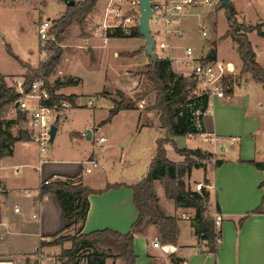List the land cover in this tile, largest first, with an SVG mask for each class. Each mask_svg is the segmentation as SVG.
<instances>
[{
    "label": "crops",
    "instance_id": "obj_1",
    "mask_svg": "<svg viewBox=\"0 0 264 264\" xmlns=\"http://www.w3.org/2000/svg\"><path fill=\"white\" fill-rule=\"evenodd\" d=\"M107 3L108 0H97L93 12L89 15L96 16L98 24L117 23V18L108 21L110 8ZM123 6L134 10L132 14L127 11L126 15H131L133 18L136 16L135 5H130L125 1ZM233 8L236 20L245 23L242 10L236 9L235 6ZM88 18L86 19L88 21L86 37L77 34L75 43H72L73 48L62 52L53 83L68 78H81L75 74L66 75L60 72L61 60L66 57L76 59L78 55H81L86 60L87 67L90 68H97L102 63L104 65L103 77L107 78V65L110 59H117V54L133 51L143 46L139 39L130 48L118 53L117 47L119 50L120 47H125L122 40L111 37L106 43L96 41V36H93L91 32L90 18ZM215 19V14L209 11L204 15V20L209 21L212 26L216 24ZM259 21L260 17L252 24H245L255 25ZM261 29L264 31V22H261ZM176 30L181 31L177 26ZM252 34L263 41L264 37L259 36L255 30L247 34L257 62L264 67V43H260L263 47L259 51L251 41ZM174 36H177L175 31L169 33L167 48L158 54L160 57L169 58L174 70L187 74L191 62H188L184 55L175 53V50L190 47L193 51L192 57L199 58L206 56L209 46L204 50L203 46L195 43L181 45L177 37L174 41L172 40ZM110 41L113 43H109ZM219 41L216 43V59L232 63L236 72L241 66V61L235 45L230 43V53L221 58ZM125 58L133 60L140 58L138 63L141 66L148 62L145 50L133 57ZM70 87V85L61 86L55 92L66 95L74 94L76 98L74 105H80L77 103L80 94L68 90ZM129 88H132L130 83L121 87L115 85L110 91L120 90L126 95ZM105 98L111 102L107 108V116L98 126L101 127L102 123L110 125L116 117H119V110L131 111L136 120L129 126L132 133L130 143L137 156L126 153L123 159L122 153L120 162L125 164V172L120 174V178L115 175L110 178V174L104 173L100 176L101 186H93L91 182L82 177V183L93 189H102L106 184H122L118 188H110L105 192L88 196V209L83 222L79 224V229L83 233L102 229L126 233L130 229L138 216V211L132 190L124 184L137 183L146 173L156 152V140L165 134L160 126L158 113L151 108L145 109L141 104L132 109L115 110L110 120L103 122L113 110L115 100L111 94ZM210 102L208 112L202 119V127L205 131L202 135H207L210 146L199 149L212 152L214 158L209 159L203 167L198 169L203 168L204 180L207 181L204 184L209 192V212L211 214L215 212V215L220 218L217 224L220 234L217 254L215 256L207 253L204 251V246H198L192 223L188 219L181 218L178 221L177 242L163 244L167 245L168 249L161 251L160 248L153 246L155 241L162 243L158 238L157 228L151 221L142 232L134 234L135 264H264V213H251L241 219L246 213L259 206L264 195V169L257 168L250 162H264V89L259 82L251 78L249 73H244L241 79L232 86L230 93L221 98L213 97ZM57 132L58 128L56 134ZM176 137L173 138L174 141ZM123 144L126 146L128 142ZM154 144L155 147H153ZM169 146L172 147L171 144L165 145L166 155ZM50 153V155L45 154L32 141H17L13 145L12 154L0 159L2 189L0 191V261H9L10 264H32L33 260L28 258L34 257L33 253L37 252L39 241L55 235L62 228L61 208L55 196L47 192L38 197L39 186L47 179L79 177L84 160L76 158L78 155L72 152L64 153L52 149ZM89 157L99 160L95 153H90ZM217 159L224 160V162L215 167L214 162ZM180 161L182 159L174 162ZM102 168H104L103 165ZM158 181H154L155 192ZM195 182L202 181L195 180ZM156 195L165 213L179 217V213L185 211L192 217L191 209L177 207L172 200L167 210L161 204L159 194L156 193ZM216 205L219 207L218 212ZM183 221H187L188 224L184 226ZM40 262L43 263V260ZM107 262L108 260L106 264ZM114 264H123V261L116 257Z\"/></svg>",
    "mask_w": 264,
    "mask_h": 264
},
{
    "label": "trees",
    "instance_id": "obj_2",
    "mask_svg": "<svg viewBox=\"0 0 264 264\" xmlns=\"http://www.w3.org/2000/svg\"><path fill=\"white\" fill-rule=\"evenodd\" d=\"M97 0L75 1L73 5H66V10L62 16L54 21V26L50 27L49 34L53 35L54 40L46 41L44 49L46 57L36 68L30 67L22 61L5 44V49L9 55L26 68L27 72L21 75L23 78V90L29 91L32 81L39 75L43 76L44 87L47 92L45 101L48 105H57L60 107L61 101H66L74 105V94L63 95L56 94L55 90L61 86L73 85L78 79L68 78L64 81H57L49 87L46 79L57 68L62 55L59 43L64 40L68 34L69 27L76 25L80 34L86 37V16L92 11ZM234 8L231 19H228V29L218 40L230 38L235 45V50L241 61L240 73H249L251 78L259 82L264 89V67H262L255 58V52L248 39V33L255 30L257 34L264 37V31L261 24L247 25L244 22H238L234 16ZM139 34V32H138ZM140 35V34H139ZM140 37H142L140 35ZM216 41H212L205 56L207 60L216 59ZM145 50L142 46L133 51L121 52L123 57H133ZM149 58V57H148ZM144 80L148 86L143 91L132 96H126L120 90L116 93L119 96L117 107L119 109L135 108L136 102L142 100L149 92H154L155 99L150 106L158 113L160 126L165 134L156 140V152L151 159L146 173L134 184H124L130 188L133 193V200L138 211L136 220L132 223L126 233L102 229L94 230L88 233L78 232L73 235H59L63 230L68 229L78 220L83 222L88 209V196L94 193H102L110 188H118L122 184H106L102 189H93L77 178L66 177L50 180L48 183H41L38 190V197L44 193H52L60 208L62 218L61 230L53 235L52 241H39L37 251L42 246L57 245L68 240L71 245L68 248H62L57 256L59 264H78V253L80 250L94 242H107L115 251V257L120 258L123 264H135L136 255L134 253L133 239L135 233L142 232L149 222L157 228V234L162 244H175L179 234V217L169 215L161 208L158 203V197L154 188V181L162 182L164 196L172 200L177 207L188 208L193 211L190 218L198 246H204L205 252L216 256L220 238L219 230L214 219L208 214L209 192L206 187L200 191H195L187 187L183 181L184 176H189L193 168H201L203 159H212V152H205L199 148L192 149L187 147H177L173 138L175 136L193 135L204 133L202 127V118L208 108V96L202 93H196V80L191 74L183 75L171 69V60L167 57H157L156 61L149 58L142 71ZM227 83L230 89L226 95L231 92L235 84L232 77H228ZM20 94L16 91L14 85L6 82L5 75L0 73V159L3 156L12 154L11 146L17 141H30L29 131L23 127L26 122V113L15 106ZM10 109L15 112V117L7 118ZM115 109L109 112L108 117L103 121L107 122L114 114ZM59 115L57 116L58 120ZM12 125L17 126L15 133L12 131ZM171 144L174 151L184 157L181 162H174L167 158L165 145ZM197 158L199 161H195ZM241 161V160H240ZM224 160H215L214 165L219 166ZM255 167L264 169V162L250 161ZM204 182H207L206 180ZM0 182V191H1ZM216 211H219L216 205ZM251 213H264V195L261 203L254 210L246 213L241 219H244ZM52 236V237H53ZM107 255L103 252L93 251L85 256L86 264H104Z\"/></svg>",
    "mask_w": 264,
    "mask_h": 264
},
{
    "label": "rangeland",
    "instance_id": "obj_3",
    "mask_svg": "<svg viewBox=\"0 0 264 264\" xmlns=\"http://www.w3.org/2000/svg\"><path fill=\"white\" fill-rule=\"evenodd\" d=\"M229 1L233 6H235L236 9L242 10V18L245 23L252 24L257 21L259 17V24H261V22H264V0ZM212 2L213 6L211 7H207L202 4L190 6L187 13L180 15L178 17V20L174 23V27L177 26L181 31H175V34L177 36L172 37V40L174 41V38L177 37V41L181 45H185L187 43H195L197 45L203 46L204 50L207 46L210 47L212 41L217 42L219 36H221L223 32L228 29V18L226 8L221 5L220 1L212 0ZM117 7L122 13H127L128 11L129 14H132V12L134 11L131 10V8H128V6H123V3L121 5H117V3L112 2L109 5V8H112L114 10L117 9ZM135 9L136 11L134 13L136 14V16L134 17V22L131 24L135 26L137 25L138 28V6H136ZM65 10L66 3L64 0H0V73L5 75L6 82L8 84H10L13 79L21 78V75L26 73L27 70L26 68L21 66L16 59H14L7 53L5 44H8L11 47L12 51L30 67H38L39 63L46 57V53L44 50H42L38 38V25L41 19L49 17L48 19L51 20V27H53L54 21L62 16ZM93 10L94 8L86 16V19L88 17L90 18L89 22L90 24H92L91 32L93 31L94 26L98 21V18L96 16H89L93 12ZM208 11L215 14V26H212L209 21L204 20V15ZM114 16L115 11L109 12L107 17L108 21L109 19L112 20V18H117ZM87 22L88 21H86V23ZM114 23L115 22H109V24ZM162 28V25L150 22L151 33L155 37L157 43L154 47V51L157 55L162 51L158 48V42L164 39L159 34L158 36L156 31L157 29ZM203 31L206 32V35L202 34ZM77 34L81 36L79 28L76 25L70 26L68 34L66 35L64 40L59 43L62 52L67 49L71 50L73 48L72 43H75L74 41L77 38ZM114 37H117V39H121V42L125 45V47L123 48L120 47V50L117 47L118 53L130 48L131 45L139 39H141V43H143V46H145V40L138 34V29L137 32L132 36L125 35L122 32L118 36ZM51 39L54 40L53 35H51ZM96 41L105 43L99 37H96ZM251 41L255 44L259 51L262 50L263 46L260 43H264V41L261 38L257 37L255 34H252ZM109 43H113V41H110ZM219 43V56L222 58L223 56H227L230 53L231 50H229V44L232 42L230 38L227 37L221 39ZM183 50L184 49H177L175 50V53L185 56V52ZM134 59L135 60L131 58L120 57V55L117 54V59H110L108 62L107 78L103 77L104 65H102V63L97 68L87 67V65L85 64L86 60L82 58L81 55H78L76 59L66 57L61 60V73L63 72L66 75L75 74L76 76L81 77L78 78V82L76 84L70 85L71 87L68 89L71 92L80 94L77 101V103L80 105L68 104L66 108H61V113L59 114L60 116L58 120H55V125L58 128L56 137L54 138L53 142L48 143L43 151L48 155L51 154L50 152L52 149L64 153L72 152L78 155L76 158L84 160L82 163L83 169L80 173V176L77 177L75 181H80L82 183V177H84L86 180L91 182L93 186H101L100 176H102L104 173L110 174V178H113V175L117 176V178H120V174L125 172V164H122L123 162H120L122 153L123 159L126 153L127 155L131 153L132 156H137L135 149L132 148V144L130 143V137L132 136V133L129 130V126L131 122H135L136 120L131 111L119 110V117H116L110 125H103L102 123L101 127L98 126L101 120H103L107 116V108L110 105L111 101L105 97H109L110 94L113 99H115L113 103V110H116L119 96L116 92L110 91L114 88L115 85H117V87H121L130 83V87L132 88H129V92L126 94V96H132L136 93H139L143 91L146 86H148V83L144 80V77L142 75L144 65L141 66V64L138 63L140 58ZM148 59L149 58H147V61ZM187 61L190 62L191 59H188ZM171 69L177 72L176 70H174L172 65ZM240 69L241 66L239 70H237L232 76L234 83L240 80L241 75L244 74L240 73ZM56 72L57 68L46 79V83L49 87L54 85L53 77ZM36 79H40L44 83L43 76L39 75ZM133 85H135V87H133ZM125 88L127 87L125 86ZM195 92H198L197 88H195ZM75 99L76 98H74V102ZM154 99L155 94L152 91L149 92L147 96L142 100L137 101L136 105L141 104L145 109L150 108V106L154 102ZM14 117L15 112L10 109L9 113L7 114V118L13 119ZM23 127L29 130L28 124L26 122L23 123ZM95 128H98V130H95ZM16 130L17 126L12 125L13 133H15ZM87 130H91V139L86 138ZM202 134L203 133L177 136L174 142L176 146L180 148L187 147L194 149H204L209 147L210 143L207 139V135ZM99 136H103L105 140L103 142L97 143L95 142V139ZM124 142H128V144L125 146L123 144ZM153 147H155V144L153 145ZM168 149L169 150L166 155L168 159L173 161H177L180 159H182V161L184 160V157L181 158V156H179L171 146H169ZM131 150L132 152H130ZM90 153H95L97 158L99 159L98 167L91 166L89 162V159H92L91 157H89ZM102 157L104 158L103 160ZM193 159L195 161H199L197 158L193 157ZM207 161L208 159L201 160L202 163H207ZM102 165L104 168H102ZM86 166H89L91 168L90 172H84V168ZM182 179L187 187L193 189L195 180H201V183H204V170L203 168H193L191 174L189 176H184ZM156 193H158L160 196L161 204L164 205L167 210H169L168 205L172 204V202L164 197L163 185L160 181L156 183ZM208 214L213 219L216 216L215 212H213L212 214L209 212V206ZM79 224L80 221L78 220L76 223H74L65 231L61 232L59 235H73L74 233L78 232ZM182 224L185 226L186 224H188V222L183 221ZM54 238H56V236L45 238L44 241H52L54 240ZM70 245V241L65 240L57 245L42 246L40 247V250L33 253L34 257L32 256V258L28 259L33 260L32 264H59L57 260L58 254L60 253L62 248H68L70 247ZM93 251L103 252L105 255H107L104 264H106V260H108L107 264L115 263L116 251L107 242L101 241L84 246L78 253V264H86L85 256ZM42 260L43 263L40 262Z\"/></svg>",
    "mask_w": 264,
    "mask_h": 264
},
{
    "label": "built area",
    "instance_id": "obj_4",
    "mask_svg": "<svg viewBox=\"0 0 264 264\" xmlns=\"http://www.w3.org/2000/svg\"><path fill=\"white\" fill-rule=\"evenodd\" d=\"M127 1L130 5L138 6L137 0H108V7L113 3L121 5L123 2ZM152 13L149 18L150 22L155 24L162 25V29H157V34L162 35V41L158 42V48L164 50L167 48V37L170 32L177 31L174 23L178 20V17L184 13H187L190 6L202 4L207 7L213 6L212 0H160L152 1ZM115 11V16L117 17V23H101L96 24L92 31L93 36L99 37L103 42L114 36H118L123 32L125 35H134L137 32V25L131 23L134 22V18L131 15H125L120 9H109V12ZM111 26V29H109ZM51 27V20L48 18L41 19L38 25V38L42 50L46 52L44 46L46 41L51 39L49 34V29ZM117 30V32H116ZM203 35H206V32H202ZM155 40V46H156ZM185 57L191 59L190 69L188 74H191L196 80V88L198 89L197 93L206 94L208 96V108L210 105V100L213 97H224L226 91L230 89V85L227 83L228 77H232L235 73L234 66L230 62H223L218 59L207 60L204 57L193 58V51L190 47H185L184 49ZM156 53V52H155ZM160 57V55H157ZM14 85L16 91L20 94L17 107L26 113V123L28 124L30 141L34 142L39 150L43 151L48 143L50 142V126L55 124L56 117L61 113V108L67 107L68 103L66 101L60 102V107L57 105H48L45 103L47 99V92L44 87V83L40 79H35L30 85L29 91L23 90V78L13 79L10 83ZM205 112V114L208 112ZM204 114V115H205ZM105 138L99 136L95 139V142H103ZM234 140V138H232ZM14 145V144H13ZM13 145L11 149L13 150ZM89 162L92 167H98L99 163L95 159H89ZM91 168L86 166L84 172H90ZM50 180H44L43 183H48ZM202 187H205L204 183L195 182L193 190L200 191ZM179 218L190 220L189 216L185 211L179 213ZM219 217L215 216L214 222L217 226L219 222ZM220 242V239L217 240ZM154 247L160 248L161 251H167V245H163L155 241L153 243Z\"/></svg>",
    "mask_w": 264,
    "mask_h": 264
},
{
    "label": "water",
    "instance_id": "obj_5",
    "mask_svg": "<svg viewBox=\"0 0 264 264\" xmlns=\"http://www.w3.org/2000/svg\"><path fill=\"white\" fill-rule=\"evenodd\" d=\"M66 5H73L75 3L74 0H64ZM221 5L226 8L227 11V18L231 19L232 17V11H233V5L229 0H219ZM138 8H139V18H138V32L145 40V52L147 56L152 59L153 61H156L157 54L154 51L155 47V39L151 34L150 31V25H149V18L152 13V2L151 0H137ZM18 103H15V106L17 107ZM116 110L118 111L119 108L116 107ZM57 119V117H56ZM57 127L55 124H52L50 126V142H53V139L56 134ZM86 138L91 139V130H87ZM0 264H10L9 261H0Z\"/></svg>",
    "mask_w": 264,
    "mask_h": 264
}]
</instances>
